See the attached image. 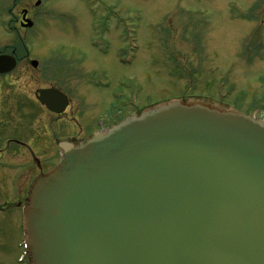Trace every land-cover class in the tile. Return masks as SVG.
Here are the masks:
<instances>
[{"label": "water", "instance_id": "95a60500", "mask_svg": "<svg viewBox=\"0 0 264 264\" xmlns=\"http://www.w3.org/2000/svg\"><path fill=\"white\" fill-rule=\"evenodd\" d=\"M13 67L0 55V73ZM39 95L52 112L66 106L54 89ZM58 146L27 199L32 264H264L259 121L174 101Z\"/></svg>", "mask_w": 264, "mask_h": 264}, {"label": "rangeland", "instance_id": "374dc122", "mask_svg": "<svg viewBox=\"0 0 264 264\" xmlns=\"http://www.w3.org/2000/svg\"><path fill=\"white\" fill-rule=\"evenodd\" d=\"M37 1L0 0V53L18 48L24 55L0 79V107L33 109L39 105L38 89L56 88L69 99L60 122L70 124L72 135L82 138L112 102L110 90L133 91L125 86L134 75L139 105L179 94L214 95L222 81L231 90L225 102L250 114L262 110L257 117L263 120L264 0ZM22 9L33 22L31 29L20 27ZM5 24L16 33L6 34ZM126 28L135 38L132 52ZM128 59L132 65L123 64ZM105 80L109 86L102 89ZM126 109L131 110L121 101L118 119ZM54 125L59 127V122ZM3 181L0 172V264H16L19 212L3 202Z\"/></svg>", "mask_w": 264, "mask_h": 264}, {"label": "flooded vegetation", "instance_id": "af4514ba", "mask_svg": "<svg viewBox=\"0 0 264 264\" xmlns=\"http://www.w3.org/2000/svg\"><path fill=\"white\" fill-rule=\"evenodd\" d=\"M9 54L15 58L16 66L24 59L16 49H11ZM2 76L6 75H0V79ZM104 112H109L107 107L97 116L93 128L82 138H77L72 135L70 124L64 120L59 127L54 125V122L61 120L62 115L50 113L42 106L33 109L19 104L0 107V172L5 177L3 184L6 189V201L3 202L19 212L26 203L33 180L55 166L58 157L57 141L78 142L87 139L94 131L104 130L115 125V121H120L118 118L121 112L118 108L112 115ZM52 124L54 127L50 128Z\"/></svg>", "mask_w": 264, "mask_h": 264}, {"label": "bare ground", "instance_id": "6f19581e", "mask_svg": "<svg viewBox=\"0 0 264 264\" xmlns=\"http://www.w3.org/2000/svg\"><path fill=\"white\" fill-rule=\"evenodd\" d=\"M132 62H133V61H131L130 65H132Z\"/></svg>", "mask_w": 264, "mask_h": 264}]
</instances>
